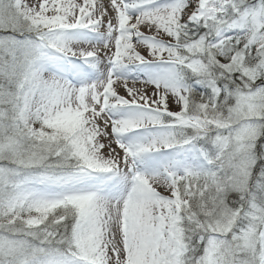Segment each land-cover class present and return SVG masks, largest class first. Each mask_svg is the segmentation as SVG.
<instances>
[{"label":"snow or ice","instance_id":"obj_1","mask_svg":"<svg viewBox=\"0 0 264 264\" xmlns=\"http://www.w3.org/2000/svg\"><path fill=\"white\" fill-rule=\"evenodd\" d=\"M0 264H264V0H0Z\"/></svg>","mask_w":264,"mask_h":264},{"label":"rangeland","instance_id":"obj_2","mask_svg":"<svg viewBox=\"0 0 264 264\" xmlns=\"http://www.w3.org/2000/svg\"><path fill=\"white\" fill-rule=\"evenodd\" d=\"M98 2H102L101 4H107L109 2V0H97Z\"/></svg>","mask_w":264,"mask_h":264},{"label":"bare ground","instance_id":"obj_3","mask_svg":"<svg viewBox=\"0 0 264 264\" xmlns=\"http://www.w3.org/2000/svg\"><path fill=\"white\" fill-rule=\"evenodd\" d=\"M101 3H102V2H101ZM101 3L97 1V4H98V5L101 4Z\"/></svg>","mask_w":264,"mask_h":264}]
</instances>
